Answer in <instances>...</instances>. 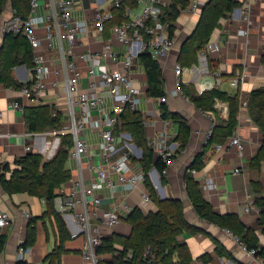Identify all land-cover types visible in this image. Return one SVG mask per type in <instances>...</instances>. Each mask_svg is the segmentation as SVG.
<instances>
[{
  "label": "crops",
  "instance_id": "1",
  "mask_svg": "<svg viewBox=\"0 0 264 264\" xmlns=\"http://www.w3.org/2000/svg\"><path fill=\"white\" fill-rule=\"evenodd\" d=\"M77 1L73 7V18L75 20H87L88 32L79 36L73 48L71 61H73L82 73L86 75V69L81 56L88 52L98 53L102 50L104 42L102 37L95 32L93 24L96 8L93 0H73ZM194 0H188V7L182 12L176 22V34L173 38L174 45L168 56L159 59L160 70L164 81V90L166 103L171 118L161 119L159 99H153L146 95L147 84L143 68L138 62L133 63L130 72L136 88L140 91L137 111L141 113L145 137L151 145H174L175 151H178L171 159L170 165L165 170L167 184L161 189L158 186L157 177L148 173L149 181L156 190L160 199L176 198L182 202L184 219L195 228L197 233L184 232L179 241L185 243L191 257V264H264V259L250 256L240 246L239 240L230 232L217 228L201 220L192 208V204L185 193L184 179L188 173V167L192 160L199 153H203V168L191 174L200 186V191L205 200L213 207L214 212L218 214L236 213L242 223L257 232L260 244L264 243V227L258 225L260 215L259 209L252 203L251 182L258 178L255 170L249 168V161L255 155L262 144V135L260 130L253 125L248 116L247 107L242 104L247 103L251 91L264 87V0H253L246 14L248 20H238L235 14L220 22L211 37L212 41L220 44V50L217 52H208V59L212 64V72L218 74L223 82L216 89L229 95H238L240 107L238 110V123L234 129V135L240 138L243 145V152L240 155L235 147H229L230 138H228L221 148L212 145L206 151H203L208 139L210 128L218 127L224 124L228 119V113L222 115L214 108L212 112H202L198 109L184 94L183 96H171L170 93L175 88L176 76L174 74L175 65L178 64L184 69L190 71L183 73L182 83L183 91H189L192 94H198V88L204 82L211 80L207 75H200L195 82L192 78L191 67L198 66L196 56L189 52L181 53L183 42L194 31L200 17L201 6L196 14L188 12L187 9ZM196 1V0H195ZM201 4L207 0H197ZM239 3L242 0H235ZM111 4L105 3L104 9H111ZM236 7V8H237ZM4 11L2 15L7 18L11 15V9ZM46 8L44 2L40 3L37 13L42 15ZM142 12V5L135 9H127L133 13ZM112 25L109 24L108 28ZM247 30V35H240V31ZM35 33L43 37L45 32L43 28L38 27ZM105 35L103 38H107ZM111 50L123 54L125 48L116 41L111 40ZM53 48L48 49L46 42L41 44L42 53L46 56L49 65V76L46 79V93L41 99V104L54 106L68 122L69 108L65 95L66 74L61 70L59 48L68 49L65 40H52ZM5 52L4 34L0 32V75L7 76L16 84H24L32 78V67L27 63L14 65L11 69H3V54ZM21 57V53L19 54ZM107 70L121 69L122 65L112 64L102 61ZM182 63V64H181ZM245 70L247 75L246 83L238 89L229 84L238 71ZM83 88L87 86V78L83 81ZM105 106L108 109L110 105L109 98L104 96ZM13 100L21 101L27 106L26 101L19 95V89L12 86H6L0 83V165L9 164L11 169L15 168V160H19L28 154H38L45 161L50 160L60 147V136H53L50 132L30 133L23 119V114L14 111L9 107ZM219 101V100H217ZM222 104L226 103L219 101ZM215 104V103H214ZM228 107V105H227ZM173 116V117H172ZM179 122L183 123L189 130L185 134L179 129ZM128 134L119 132L117 140L122 143L119 135ZM83 138L91 145L89 156L92 161L85 158L82 163V169L77 166L74 160L67 158L65 170H69L71 180L83 178L86 186H89L93 179L88 166L98 165L100 152L97 149L99 137L96 131L86 129ZM132 140V139H131ZM133 143V142H132ZM133 145H135L133 143ZM185 148L179 151V146ZM136 146V145H135ZM30 148L29 151L26 148ZM138 159L132 158V170L139 173L141 167L138 160L142 158V150L138 147ZM6 176L9 174L6 173ZM260 181L264 186V162L261 165ZM62 193L68 194L73 190L72 182L62 185ZM147 195L145 186L139 184L134 190L126 192L120 188L113 190L105 189L94 193V197L100 199L101 204L95 208L89 205L91 222L101 227L103 238L112 235L128 237L132 228L124 221L129 211L139 207L146 212L154 210V205L150 202L143 208V196ZM92 197L88 196V200ZM129 207L126 209L125 207ZM0 208L6 211L12 217L10 225L0 229V236L6 239L4 250L0 254V264H17L18 249L26 241L28 228H33V243L28 248H23L26 256L22 261L29 264H94L90 260H85L82 256L84 239L82 236L72 239L70 236L78 232V226L71 214L61 215L64 222V228L68 235L58 250L60 239L57 233V227L53 215L47 212L44 201L38 197L28 195L27 193H18L8 195L0 186ZM27 210L30 218L26 219L22 211ZM113 214L119 220L114 228H107L103 225L106 214ZM217 244V245H216ZM219 246V247H218ZM220 252V253H219ZM205 257V258H204ZM110 255H99L98 259H108ZM204 258V259H202ZM178 262L177 256L174 257V263Z\"/></svg>",
  "mask_w": 264,
  "mask_h": 264
},
{
  "label": "built area",
  "instance_id": "2",
  "mask_svg": "<svg viewBox=\"0 0 264 264\" xmlns=\"http://www.w3.org/2000/svg\"><path fill=\"white\" fill-rule=\"evenodd\" d=\"M253 0H242L240 7L235 8L230 16L244 21L248 20L246 14ZM44 2L46 8L42 15L37 13L40 3ZM77 1L73 0H31L29 13L26 18L17 15H10L5 18L0 14V32L1 34L11 33L13 35L23 36L29 43L32 50V78L24 83L19 90L20 98L26 101L25 106L21 101L13 100L9 107L14 111L23 114L24 109L29 106L41 104V99L46 93V79L49 76V65L46 56L42 53L41 44L45 41L48 49L51 50L52 40H65L68 49L59 48V60L61 70L66 74L65 95L66 104L69 108L68 122L59 130L50 132L57 137L59 135H70L72 146L68 151V158L74 160L77 166L82 169V163L85 158L92 161L89 156L91 145L83 138L86 129L97 132L99 142L97 149L100 152L98 165L88 166L93 179L89 186H86L82 176L71 180L73 190L64 195L62 189L58 191V196L54 200V208L60 215L71 214L74 218L78 232L71 234L72 239L83 237L84 243L82 256L85 260H90L94 264L99 261L97 248L101 245L103 236L101 227L91 222L89 205L97 208L100 206V199L94 197V193L117 187L130 192L144 181L142 171L134 173L132 170V158L138 159V149L133 145L129 134H122L119 137L122 143L117 140L115 127L119 122L120 115L125 109L137 111L140 91L136 88L134 80L130 76L133 63L137 61L139 55L148 50V53L155 60L168 56L174 45V40L169 37L165 25L160 22L163 16V9L167 6L168 0H136L138 5H142L140 14L131 11L125 12L124 18L128 21L121 24H113V10L120 6V0H93L96 12L93 19L95 32L102 37L104 46L98 53L88 52L81 56L86 69V75L82 76L81 71L76 64L71 61L73 48L79 36L88 32L87 20H75L73 18V7ZM111 4V9H104V4ZM205 4V3H204ZM197 0L193 1L188 12L196 14L201 6ZM151 22V25H146ZM41 27L45 34L40 37L35 30ZM143 30L145 35L140 33ZM247 30L240 31V35H247ZM107 35V38L103 36ZM145 37H149L147 40ZM111 40L116 41L125 48L123 54L111 50ZM220 50V44L217 41H210L203 50L198 52V66L191 67L192 78L196 82L200 75H207L211 80L204 82L198 88V95L204 92L218 89L223 80L212 72L208 66V52H217ZM102 61L112 64L120 63L121 69L107 70ZM190 70L182 68L176 64L174 74L176 76L175 88L170 93L171 96L184 95L182 75ZM87 78V86L83 88V81ZM247 75L245 70L238 71L236 75L229 80L230 86L238 89L246 83ZM110 101L108 109L105 106L104 96ZM161 103H166V95L160 99ZM246 107V103L242 104ZM214 108L219 110L224 116L228 112L225 104L215 100ZM2 113L0 112V118ZM212 128L208 131V136L212 134ZM154 153L160 158L166 166L170 165V156L174 154V145H151ZM229 147H235L241 155L243 145L239 137L230 138ZM217 149L221 146L217 145ZM27 151L30 148H26ZM138 157V158H137ZM188 173L195 171L188 168ZM165 172V171H164ZM150 173V172H149ZM152 173L157 177L158 186L161 191L160 177L155 169ZM69 181V182H70ZM156 192V190H155ZM88 196L92 199L88 200ZM165 199V196L161 200ZM147 195L143 196V208L150 203ZM129 209V207H125ZM26 219L30 218L27 210L22 211ZM12 217L6 211L0 208V229L10 225ZM119 220L113 214H106L103 225L107 228H114ZM240 246L250 256L256 255V250H247L240 243ZM22 247L18 249V259L21 261L26 256Z\"/></svg>",
  "mask_w": 264,
  "mask_h": 264
},
{
  "label": "trees",
  "instance_id": "3",
  "mask_svg": "<svg viewBox=\"0 0 264 264\" xmlns=\"http://www.w3.org/2000/svg\"><path fill=\"white\" fill-rule=\"evenodd\" d=\"M30 1L0 0V14L5 11L6 7H9L12 15L26 18L29 13ZM188 5V0H168L167 6L163 9L160 22L165 25L170 38L175 37L176 22ZM237 5L239 3L235 0H207L194 31L183 42L181 53L189 52V54L195 55L197 60L198 52L210 42L213 32L220 25V22L228 18ZM136 7V0H120V6L113 10L115 17L112 25L127 22L128 19L124 18L126 10ZM146 25L150 26L151 22ZM140 33L145 35L143 30H140ZM145 38L149 39V37ZM4 45V70L11 69L14 65L21 63H27L32 67V50L23 36L6 33L4 34ZM20 53L21 57H19ZM137 62L145 73L146 95L153 99L164 98V81L158 60L153 59L146 50L139 55ZM208 66L213 71L209 60ZM0 83H5L6 86H12L19 90L24 85H18L13 80H9L7 76L2 75H0ZM184 94L202 112H212L215 100L228 105L227 121L212 129L213 132L208 136L203 151L212 145H224L228 138L233 137L234 129L238 123L240 107L237 94L229 95L219 90L207 91L201 95H194L185 90ZM246 107L250 121L260 130L262 135V144L249 161V168L258 174V178L251 182V195L253 205L260 212L258 225L264 227V186L260 181L261 165L264 162V87L250 92ZM160 110L161 119L171 118L164 103L160 105ZM23 119L30 133L52 132L62 129L67 124L66 118L60 111L54 106L43 104L26 107L23 112ZM179 129L183 133L189 134L188 128L181 122H179ZM119 132L128 133L136 147L142 150V158L138 160V163L144 174L143 185L146 188L147 196L155 208L148 212L139 207L130 210L124 220L132 228L130 235L128 237L112 235L103 238L101 245L97 248V253L110 255V258L99 260L97 264H191L193 258L185 243L180 242L179 238L184 232L194 234L198 230L184 219L182 202L176 198L161 200L149 181L148 173L151 169H155L161 184L165 186L167 180L164 171L167 166L156 156L146 140L141 113L126 108L120 115L119 122L115 127L116 135ZM71 146V136L61 135L60 147L50 160L45 161L38 154H28L19 160H15L14 169H11L9 164L0 165V186L6 194L27 193L44 201L47 212L49 215H53L55 219L60 239L58 250L62 249L68 235L61 215L55 211L54 200L59 195V188L71 179L70 171L65 170L64 167ZM183 148H185L184 145H180L179 151ZM177 152L169 159L174 158ZM202 157L203 153L195 156L188 168L200 171L204 165L201 160ZM6 173L9 176H6ZM184 184L187 198L201 220L230 232L247 250H256V256L264 259V243L260 244L256 231L246 227L236 213L218 214L214 212L211 204L203 198L200 186L191 174L185 175ZM33 239V228L30 226L22 247H30ZM5 242V237L0 236V254L4 250ZM175 256L178 258L177 263H174ZM17 264L29 263L21 260Z\"/></svg>",
  "mask_w": 264,
  "mask_h": 264
},
{
  "label": "rangeland",
  "instance_id": "4",
  "mask_svg": "<svg viewBox=\"0 0 264 264\" xmlns=\"http://www.w3.org/2000/svg\"><path fill=\"white\" fill-rule=\"evenodd\" d=\"M8 7H6V9H5V11H8V9H7ZM139 14L141 13V10H139V12H138ZM181 15H183V14H181ZM66 123H67V121H66Z\"/></svg>",
  "mask_w": 264,
  "mask_h": 264
}]
</instances>
